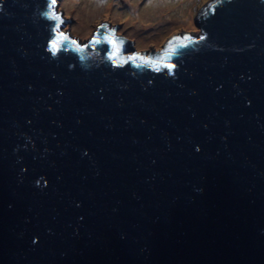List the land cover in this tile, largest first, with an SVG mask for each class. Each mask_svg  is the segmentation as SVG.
Listing matches in <instances>:
<instances>
[{
	"label": "water",
	"instance_id": "1",
	"mask_svg": "<svg viewBox=\"0 0 264 264\" xmlns=\"http://www.w3.org/2000/svg\"><path fill=\"white\" fill-rule=\"evenodd\" d=\"M59 5L0 0V264H264V0L140 55Z\"/></svg>",
	"mask_w": 264,
	"mask_h": 264
},
{
	"label": "rangeland",
	"instance_id": "2",
	"mask_svg": "<svg viewBox=\"0 0 264 264\" xmlns=\"http://www.w3.org/2000/svg\"><path fill=\"white\" fill-rule=\"evenodd\" d=\"M199 2L200 0H60L58 13H61L64 20V33L67 29L70 32L67 33L68 36L78 43L90 39L100 27H108L128 43L127 49L132 54L135 49L140 54L142 51L152 52L184 35L190 36Z\"/></svg>",
	"mask_w": 264,
	"mask_h": 264
},
{
	"label": "clouds",
	"instance_id": "3",
	"mask_svg": "<svg viewBox=\"0 0 264 264\" xmlns=\"http://www.w3.org/2000/svg\"><path fill=\"white\" fill-rule=\"evenodd\" d=\"M62 15H61V13H59V17H60V19H61V26H64V24H63V22H64V20H63V18L61 17ZM100 29H102V27H100ZM99 29V30H100ZM112 31H114L115 32V30H112ZM67 33H70L69 31H67V29H66V31H65V34L66 35H68ZM186 37V35H184L182 38L184 39ZM71 38V37H70ZM121 40H122V42L125 44V46L126 47H128V43H126L125 41H124V39H122L121 37H119ZM72 39H74V38H72ZM130 49V48H129ZM131 49H132V47H131ZM145 53H150V52H147V51H142V53H140V54H145ZM134 55H140V54H138V53H136V49H135V51H134V53H133Z\"/></svg>",
	"mask_w": 264,
	"mask_h": 264
},
{
	"label": "bare ground",
	"instance_id": "4",
	"mask_svg": "<svg viewBox=\"0 0 264 264\" xmlns=\"http://www.w3.org/2000/svg\"><path fill=\"white\" fill-rule=\"evenodd\" d=\"M169 6V5H168ZM171 8V7H170ZM169 9V8H168ZM167 10V9H166ZM168 12V11H167ZM171 12H172V10H171ZM171 14V13H170ZM166 15V14H165ZM178 15V14H177ZM180 16V15H179ZM175 17V16H174ZM178 17V16H177ZM138 23V22H137Z\"/></svg>",
	"mask_w": 264,
	"mask_h": 264
}]
</instances>
